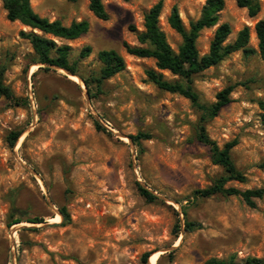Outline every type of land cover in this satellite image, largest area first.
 <instances>
[{
	"label": "rangeland",
	"instance_id": "obj_1",
	"mask_svg": "<svg viewBox=\"0 0 264 264\" xmlns=\"http://www.w3.org/2000/svg\"><path fill=\"white\" fill-rule=\"evenodd\" d=\"M158 1L163 5L159 27L176 51L181 37L167 24L172 6L188 28L206 0H103L106 21L93 16L88 0H30L32 10L49 21L64 26L89 22V31L79 39L55 40L71 48L79 76L91 80L98 75L100 51L114 50L124 59L125 69L89 98L92 111L77 79L59 71L44 72L31 63V46L19 37V32L29 29L8 21L0 2V69L14 96L12 101L0 99V264H144L145 254H158L155 264L264 260V171L259 169L264 157V111L258 104L264 100V62L258 53L245 57L236 52L193 81L206 103L233 87L230 104L207 124L206 131L220 147L237 140L231 158L247 181L230 182L227 187L261 189L263 197L255 200L254 208L237 196L194 199V191L208 188L223 173L195 139L197 113L187 99L148 81L146 71L155 69L154 60L132 57L123 47V43L140 46L136 32L143 30L144 14ZM224 3L218 25L230 26L226 43H232L246 26L249 46L257 51L254 25L264 20V0H259L255 18H249L236 0ZM215 29L200 32L196 41L200 56L208 52ZM85 47L91 52L80 59ZM162 74L167 80L177 79ZM95 116L115 134L96 130ZM11 132L21 133L12 148L7 142ZM138 133L151 138L131 146L118 137ZM137 181L156 193L154 202L139 194ZM180 204L186 216L180 214ZM13 208L25 212L24 219L40 218L45 223H52L59 209L65 208L70 222L61 224L60 218L55 226L13 232L8 227ZM185 220L200 224L201 229L185 232Z\"/></svg>",
	"mask_w": 264,
	"mask_h": 264
},
{
	"label": "trees",
	"instance_id": "obj_2",
	"mask_svg": "<svg viewBox=\"0 0 264 264\" xmlns=\"http://www.w3.org/2000/svg\"><path fill=\"white\" fill-rule=\"evenodd\" d=\"M75 2L76 0H69ZM128 2L129 0H122ZM2 8L6 12V19L10 22H19L22 26L29 29V32H19L21 39L27 40L31 46L33 55L31 63L33 65L41 64L39 70L44 72L52 71L49 67H57L77 75L78 61H71V48L67 45H58L55 40L74 41L87 34L90 24L87 20L73 21L68 26H64L60 21H49L47 18L36 14L31 6L30 0H0ZM88 9L93 16L101 21H106L108 15L103 6V0H88ZM239 8L246 9L249 18H255L260 12L259 0H236ZM225 7L224 0H206L197 20L191 21L186 28L180 18L178 8L174 5L167 18V24L174 32L181 37V44L174 51L168 44L165 34L159 27V18L162 13L163 5L158 1L143 16V30L136 32V40L139 47H132L123 43L125 52L136 58H149L154 60L155 69L146 71L148 81L161 91L177 94L187 99L197 113V122L194 125L195 139L205 146L209 151V158L214 166L222 169L223 173L216 178L206 189L193 192L194 199H206L215 195L225 197L237 196L242 199L249 208L255 207V200L263 197V190H239L234 187H227L230 182L244 184L247 181L246 176L240 172L231 158V151L238 144L237 140L225 143L221 147L212 140L206 131L207 124L218 116L220 111L230 104V95L233 91L232 86H228L216 94L215 102L206 103L200 100L198 93L194 89V77L201 72L218 65L229 55L241 52L243 56L250 57L258 53L260 59L264 62V20H259L254 25V34L257 40V51L249 46L250 29L243 27L236 34L232 43H226L231 34L230 26L226 23L218 25L219 15ZM218 25V26H217ZM216 27L213 38L210 42L208 52L200 56L196 48V41L199 34L204 29ZM134 30V29H130ZM89 47H85L79 54L80 59L86 58L90 54ZM98 59L101 63L98 75L87 80L79 76L87 89L89 97L94 98V90L100 91L105 81L113 78L125 69V62L122 56L114 50H103L98 53ZM162 72H168L174 79L172 81L164 78ZM14 100L13 93L4 84L3 70L0 69V99ZM261 110L264 111V100L258 101ZM95 129L105 131L97 122L94 123ZM110 134V133H108ZM20 132H11L7 137V142L12 148ZM149 134L138 133L136 136H130L134 145H138L140 140H149ZM259 169L264 171V157L262 158ZM139 194L149 203L154 202L156 197L148 190L142 188L137 183ZM180 203V202H178ZM183 215L186 216L185 207L181 205ZM62 218L61 224L70 222L69 214L65 208L59 209ZM25 212L16 208L11 210V220L8 227L19 224L24 220L31 224H43V219L32 218L24 219ZM185 229L191 233L201 229V225L195 222L185 220ZM175 234L178 236L179 225L174 226ZM150 254L142 257L143 263L148 264ZM205 264H229L217 259H209ZM233 264V263H230ZM243 264H264V260L257 258H248Z\"/></svg>",
	"mask_w": 264,
	"mask_h": 264
},
{
	"label": "water",
	"instance_id": "obj_3",
	"mask_svg": "<svg viewBox=\"0 0 264 264\" xmlns=\"http://www.w3.org/2000/svg\"><path fill=\"white\" fill-rule=\"evenodd\" d=\"M36 66L38 68H41V67H46V65H41V64H36ZM51 70L53 71H59L61 73H63L64 75H66L67 77H75L77 79V82H79L82 87L84 88V94H85V98L87 100V107L91 110V107L89 105V94L87 92V89H86V86L83 82V80L77 76V75H73L71 74L70 72L64 70V69H61V68H57V67H49ZM28 98H29V103H30V108H31V111H32V115H33V121L35 122L36 120V115H37V112H36V109H35V104L33 102V97H32V93H31V89H30V86L28 87ZM92 111V110H91ZM93 113V112H92ZM95 120L96 122L107 132V133H110V134H115L101 119L97 118L95 116ZM21 136V135H20ZM118 137H122V138H125L129 141V143L131 144V146L133 145V142L132 140L130 139V137H123V136H119ZM19 139V138H18ZM18 141V140H17ZM16 141V143H17ZM16 143L14 146H16ZM132 156H133V162L135 161V156H134V153H133V150H132ZM137 183L144 189L148 190L150 193H152L155 197H156V193H154L153 191H151L148 187H146L145 185H143L140 181H137ZM177 204V203H176ZM181 208V206H180ZM183 215V212L180 213ZM57 215L61 218L60 214H59V211L57 213ZM62 219V218H61ZM185 223V221H184ZM57 224H51V223H43V224H31V223H27V224H23L21 225L20 223L19 224H15L13 226H11V231L15 232L16 230H20V229H39V228H42V227H51V226H55ZM183 225V224H182ZM184 227H185V224H184Z\"/></svg>",
	"mask_w": 264,
	"mask_h": 264
},
{
	"label": "bare ground",
	"instance_id": "obj_4",
	"mask_svg": "<svg viewBox=\"0 0 264 264\" xmlns=\"http://www.w3.org/2000/svg\"><path fill=\"white\" fill-rule=\"evenodd\" d=\"M72 78L76 79L75 77H72ZM59 222H60V217L53 219L51 224H58ZM157 255L158 254L154 255L153 257L151 256L152 258L150 257L151 258V262H150L151 264L156 263Z\"/></svg>",
	"mask_w": 264,
	"mask_h": 264
}]
</instances>
